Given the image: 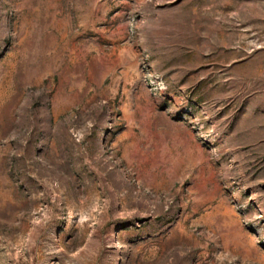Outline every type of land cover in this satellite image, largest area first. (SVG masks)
<instances>
[{
  "label": "rangeland",
  "instance_id": "374dc122",
  "mask_svg": "<svg viewBox=\"0 0 264 264\" xmlns=\"http://www.w3.org/2000/svg\"><path fill=\"white\" fill-rule=\"evenodd\" d=\"M0 264H264V0H0Z\"/></svg>",
  "mask_w": 264,
  "mask_h": 264
}]
</instances>
